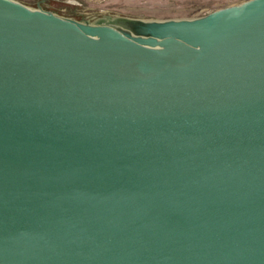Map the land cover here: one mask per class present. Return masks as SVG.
I'll return each instance as SVG.
<instances>
[{
    "label": "water",
    "instance_id": "1",
    "mask_svg": "<svg viewBox=\"0 0 264 264\" xmlns=\"http://www.w3.org/2000/svg\"><path fill=\"white\" fill-rule=\"evenodd\" d=\"M0 0V264H264V0L195 20Z\"/></svg>",
    "mask_w": 264,
    "mask_h": 264
},
{
    "label": "rangeland",
    "instance_id": "2",
    "mask_svg": "<svg viewBox=\"0 0 264 264\" xmlns=\"http://www.w3.org/2000/svg\"><path fill=\"white\" fill-rule=\"evenodd\" d=\"M56 17L86 21L109 15L141 22L195 20L252 0H15Z\"/></svg>",
    "mask_w": 264,
    "mask_h": 264
},
{
    "label": "bare ground",
    "instance_id": "3",
    "mask_svg": "<svg viewBox=\"0 0 264 264\" xmlns=\"http://www.w3.org/2000/svg\"><path fill=\"white\" fill-rule=\"evenodd\" d=\"M11 1H13V2H15V3H17V4H19L17 1H15V0H11ZM33 10H36V9H33ZM46 14H48V15H50V16H53V17H56V15H53V14H49V13H47V12H45ZM60 17V16H59ZM58 17V18H59Z\"/></svg>",
    "mask_w": 264,
    "mask_h": 264
}]
</instances>
